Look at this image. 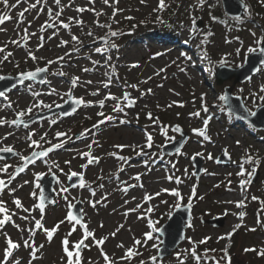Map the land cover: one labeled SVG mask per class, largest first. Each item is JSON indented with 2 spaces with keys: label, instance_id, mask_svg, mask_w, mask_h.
Segmentation results:
<instances>
[{
  "label": "rangeland",
  "instance_id": "rangeland-1",
  "mask_svg": "<svg viewBox=\"0 0 264 264\" xmlns=\"http://www.w3.org/2000/svg\"><path fill=\"white\" fill-rule=\"evenodd\" d=\"M15 2L16 0H9L10 4ZM32 2L34 0H28V3ZM244 2L249 5L251 15H245L246 22L236 26L223 16L221 0H204L202 6L198 0H165L168 6L163 12L154 11L158 6V0H144L143 3L141 0H118L114 7L122 10L115 16V20L119 23H114L109 19L112 16L113 7L103 4V0H96L94 5L97 11L103 10L104 15L99 18L91 11L77 13L76 7L89 8L93 6L88 4V0H74L71 7L65 8L61 19L67 22V17H79L85 21V26L81 28L73 24L71 33L60 29L58 35L53 36L51 40L48 39V36L55 29L40 32L41 25H44L48 20L46 8L42 13H38L35 9L25 13L24 23L18 24V13L28 7V3H21L15 9H5L4 5L0 3V14L8 13L12 17L10 21L0 26L5 29L0 31V47L7 44L5 53L12 52V56L7 61L0 63V75L17 77L19 72L34 71L37 67H45L48 60H56L77 46L74 43L58 46L61 40L70 41L73 34L83 41L79 53L73 52L63 61L48 65V73H45L44 79L50 83L25 81L6 93L7 100L0 97V117L12 120L18 111L26 109L36 100L52 104L53 108L51 110H34L31 114L32 119L59 108L55 105L64 106L65 101H69L65 93L69 92L70 80L73 76L80 77V82L77 87L71 90V95L92 101L89 106L75 105L76 111L71 115L64 116L60 111L48 115L42 120L31 123L30 129H24L22 126L19 128L8 125L0 126V137L12 133L7 136V139L0 140V146H13L21 156H30L32 151L42 150L29 147L30 141H27L25 137L30 130L37 133L33 136L35 140H39L40 135L47 132L48 135L45 139L52 143H58L60 139H64V137L56 138L57 131L69 133L72 137L63 148L49 153L46 158L37 159L34 164H30L8 186L15 188L16 191L10 193L6 188L0 197L10 211L16 212L13 217L16 224L25 229L34 227V220L29 223V221L20 219L21 216L28 214L21 209H16L12 201L14 198H19L25 207L32 208L34 204L40 203L41 199V187H35L34 174L44 173L45 177L54 175L57 178L54 186L56 192L54 203L45 206L42 222L48 229L53 228L61 221L64 223L60 224L51 241H48L42 230H37L34 237L35 242L37 246L43 244L44 248L38 253V259L33 261V264H65L62 241L72 230L74 224L66 219L70 210L68 205L69 203L75 205L79 201L82 202L83 222L87 224L89 230H94L97 239L107 237L105 243L100 246L92 245L91 238L85 241L86 244L92 246L85 248L81 253L82 264H88L89 261H92L93 264H105L100 254L101 248L116 261V264H139L140 260H144L146 264H152L149 257L158 255V251L162 247V237L157 233L154 234L158 236L156 241H149L145 247L137 246L142 255L131 261H121L120 257L124 255L126 249L132 247L134 239L143 240V234L150 230L145 219H137L139 211L131 212L127 216L124 213L128 209L135 208L138 202L145 208L155 206L154 211L149 214V218L157 222L155 225L157 228H161L170 218L168 213L171 212L172 215L175 210L171 208L175 199L168 193H162L145 203L143 200L145 193L155 194L163 188L169 190L177 188L184 197L183 203L186 204L193 187H195L196 196L192 202L191 227L188 226L186 237H191L195 242L210 237L206 243L195 245L197 253L203 256L199 263L215 264L213 262L220 260L223 256L222 250L227 248L230 253L228 255L230 264H264V256L257 254L259 250L264 249V213L260 216L261 223L257 224V213L264 207L260 203L264 201V131L254 130V133H251L250 126L252 125L244 120L235 121L233 124L226 123L223 101L219 100L221 95H225V88L232 86L233 94L242 97L245 106L249 110L255 111L264 105V101L259 99V96L264 95L260 92V87L264 85V70L246 83L234 84L232 79L225 81L222 85L217 84V70L220 67L218 62L221 58L227 57L228 66L238 67L244 64L246 57L250 54L247 52L248 47L255 46L254 41L264 36V24L259 22L255 12V3L259 2L263 9L264 3H261L260 0H244ZM61 3L68 4V0H61ZM48 6L57 10L52 0H48ZM174 9L176 11L170 19L165 20V23L157 22V16L162 19L164 15L173 12ZM129 16L133 19H125ZM213 16L219 19L213 20ZM97 19L101 24H111L112 30L124 33V35L114 38L108 37L109 42L114 41L118 48L110 49L103 54L95 52L96 47H104V42L100 40V37H104L109 32L107 28L96 26ZM29 21L31 22L30 27ZM141 21L144 23H140ZM132 25H136V27L133 29ZM26 27L30 33H36V36H32V40L27 43V48L11 44V40H20L23 43L22 37ZM89 30L93 32V36L86 35ZM253 32L256 33V36L252 35ZM40 36L44 37L43 47L37 51V46L41 43ZM237 48L241 49L239 56L235 55ZM29 49L38 57L37 61L31 60L27 56L26 53ZM16 51L18 54L14 55L13 53ZM205 52H207V59L204 57ZM5 53H0V59H3ZM156 53L162 55L157 56ZM181 53L186 54L190 59L186 60ZM229 53L231 55H227ZM89 56L92 60L100 61V63L94 66L87 58ZM108 56H111L110 62L107 60ZM133 64H137L138 67H132ZM112 66L115 67V71ZM182 67L186 69L185 72L180 71ZM84 68L91 70L84 72ZM161 68H165L166 71L159 76L155 75ZM57 71H64L67 75L61 77L49 74ZM105 73H108V76H105ZM150 76L152 79L147 80ZM109 77H111V84L105 88L101 82L107 81ZM163 77L167 78L163 79ZM88 80L93 83H85ZM146 80L147 83H143ZM29 84L32 91L41 93H48L51 88H56L59 95L55 93L42 94L40 97L34 98L29 91ZM131 84H137L138 88L132 89L129 87ZM161 84L163 86L158 87ZM149 88L152 89L151 94L141 95L142 92L147 93ZM97 89H99V94L91 95ZM241 89H243L242 92ZM125 92L136 100L133 107L125 108L126 117L123 113H113L112 108L116 102L105 99L109 93L116 97H122ZM253 93L256 95L253 96ZM202 96L204 97L203 101L201 100ZM99 100H105L103 108L97 103ZM173 101L176 103L171 108L165 107ZM9 103L12 107H7ZM202 103H206L209 109L208 113L201 111ZM101 111L105 115H115L118 119L105 122L97 129H93L92 126L103 119L97 115ZM195 111H201V116L190 115ZM149 112L152 113L153 118H159V125L153 124L152 120L148 119ZM207 117H211L207 129L210 139L204 140L203 137L194 134L192 129L202 128L203 119ZM24 119L28 120L29 118L26 116ZM53 119L57 121L55 124L50 122ZM119 119H126L130 122L120 124ZM164 125L169 126L168 136L174 137L171 141H168L160 132V127ZM176 125H179L182 132L186 133V141L179 152L165 155L162 149L181 137L180 134L172 131V127ZM86 129L90 131L81 136L80 134ZM147 134L153 136V147L144 148L142 155H137L139 149L134 151L128 147L123 150L114 148V145L143 146L146 143ZM94 140L98 141V144H93L91 152L94 157H99V161L88 165L87 168H81L82 164L87 163L88 157H81L78 153L89 151L87 145L93 143ZM41 144L43 148L50 147L43 141ZM224 149H227L228 155L224 154ZM111 152L130 159L127 164H124L116 157L108 155ZM196 153L202 155L197 156ZM209 154L213 159H208ZM247 155L259 159L260 163L259 165L246 163L245 176H238L239 165ZM7 156L10 158L0 159V167L5 164L11 165L8 172H0V179L5 182L16 168L25 163L20 156L9 153ZM225 156H227V161L219 163V158ZM199 157L202 158L203 166L201 174L197 176L194 161ZM146 160L149 161L147 167L144 163ZM53 161L59 164L60 169H63L62 172L53 166ZM65 161H70V164H66ZM121 167H123V171H119ZM253 167L256 168V171L251 177V183L247 185L245 193L241 188L240 181L248 178L247 172L251 171ZM50 168L51 172H49ZM69 170L77 173L83 172V179L95 190V196H92L88 188H81L79 185L70 187V180L66 175ZM137 174H143L140 181L133 179ZM168 176L179 177L182 183L177 184L175 179L169 181ZM98 177H102V179H98ZM77 178L80 177L77 176ZM25 181L28 183L25 184ZM122 181L137 186L125 193L119 190L125 186L121 184ZM228 181L231 183L229 184ZM141 183L143 187L138 186ZM100 184L104 185L103 189L99 187ZM21 185L23 186L21 187ZM61 188H67L68 191L62 192ZM33 192L36 193L35 196L32 195ZM105 193H107V200L93 208L89 201L101 200ZM245 195L247 196L246 206L237 208L235 202L244 199ZM65 196L68 197L67 200L64 199ZM252 196L259 199L253 201ZM199 197H203V199H199ZM161 200H166L168 203L162 204ZM241 211L246 213L242 220L238 215ZM40 215L39 209L31 212V217L36 219H39ZM0 218H3V214H0ZM213 218L223 219V225L216 227L203 222V220ZM120 225L123 227L116 232ZM238 225L239 227H237ZM75 227L76 231L68 237L70 245L80 240L83 235L80 225L77 224ZM252 228L256 230L251 231ZM0 232H7L15 242L22 243V240L28 237L27 231L20 232L11 222L7 223ZM113 232H116L115 236L111 235ZM229 234H231L230 237ZM220 237L224 238L220 239ZM154 242L159 245V249L152 247ZM120 244H123L124 247H118ZM5 247V237L0 234V260L3 259ZM192 247L193 245L185 239L171 255L158 260L157 264H180L176 257L178 252L183 254L181 259L184 260V264H197L190 254ZM213 249L216 250L219 258L208 256L207 259V252H212ZM245 249H256V251L246 252ZM30 251L23 246L14 250L9 264H13L15 259H19L21 264H28ZM220 264H229V262L220 260Z\"/></svg>",
  "mask_w": 264,
  "mask_h": 264
},
{
  "label": "snow or ice",
  "instance_id": "snow-or-ice-1",
  "mask_svg": "<svg viewBox=\"0 0 264 264\" xmlns=\"http://www.w3.org/2000/svg\"><path fill=\"white\" fill-rule=\"evenodd\" d=\"M74 0H68V4H62L61 0H52L54 7L52 6H48V0H34V2L32 3H28V0H16V2L14 4H10L9 0H0V3H2L5 7V9H15L17 8L21 3H28V7L24 8L23 11L18 13V17H17V23L18 24H22L24 23V18H25V13L30 12L32 10H37L38 13H42L45 11V8L47 9V16H48V20L45 21L44 25H41L40 27V32L43 33L48 29H55V31L52 32V34L50 36H48V39L51 40L53 38V36L58 35V32L60 29H64L67 30L69 33H71V28L73 26V24H75L78 27L83 28L85 26V21L83 19H80L79 17L77 18H73V17H67V22H65V20L61 19V15L64 12L65 8H69L72 6ZM144 0H141V3H143ZM261 3H264V0H260ZM96 3V0H88V4L92 5L93 7H76L75 11L77 13H84L86 11H91L94 13V15L99 18L101 15H104L103 10H99L97 11L94 7ZM118 3V0H103V4L108 5L110 7H113V12H112V16L109 18L111 19L114 23H119V21L115 20V16L117 14V12L122 11L121 9H118L116 7H114L115 4ZM198 3L202 6L204 3V0H198ZM240 4L243 7L244 13L247 16L251 15V11H250V7L248 4L244 3V0H240ZM167 4L165 3V0H158V6L156 9H154L155 12H163L166 8H167ZM12 19V17L8 14V13H4V14H0V26L4 25L7 21H10ZM125 19L131 20L133 19V17H125ZM213 20H216L217 18L215 16L212 17ZM236 21H241V17L237 16L234 18ZM157 22L158 23H165V21L163 19H161L159 16H157ZM29 27L31 26V22L29 21ZM140 23H144V21H141ZM95 24L97 27L100 28H107L109 29V32L106 33V35L104 37H100V40L104 42V47H96L95 48V52L96 53H107L110 49H116L118 48V46L116 45V43L114 41L109 42L108 37H117L120 35H124L123 32L120 31H116V30H112V25L111 24H101L99 22V19H97L95 21ZM136 27V25H132V28L134 29ZM5 29L0 28V31H4ZM19 35V33H18ZM86 35L88 36H93V32L91 30H89ZM253 36H256V33L253 32L252 33ZM32 36H36L35 32H29L28 28L26 27L24 29V34L22 37L23 43H21L20 40H11L10 43L13 45H16L17 47H25L27 48V41L28 39H30ZM39 40L41 41L40 44H38L37 46V51L39 50V48L43 47V40L44 37L40 36ZM69 43H74L75 45H77L76 47L72 48L69 52H65L64 56L58 57L56 60H48L47 64L45 67L41 68V67H37L34 71H27V72H19L18 73V82L23 84L25 81H36L38 77L41 76L42 73H48V65H52L54 63H59L60 61H63L65 59V57L70 56L71 53L75 52V53H79L81 50V47L83 45V41L77 36V35H71V40H61L60 44L58 46H65L68 45ZM254 45L255 46H250L247 49L248 53H259L261 56H264V36H261L259 38H257L254 41ZM7 48V44H5L3 47H0V53H5V49ZM241 52L240 48H237L235 51V55L239 56ZM27 56L33 60V61H37L38 57L35 55V53L32 50H27ZM157 56L162 55L161 53H156ZM182 56L185 57L186 60L190 59L189 57L186 56V54L181 53ZM227 55H231L230 53ZM12 56V52L8 51L4 54L3 59H0V63H3L4 61H7L9 59V57ZM204 57L207 59V52L204 53ZM91 63L95 66L97 64L100 63V61H96V60H92L91 56L87 57ZM108 62L111 61V56L107 57ZM211 63V61H209ZM173 63H175V61H173ZM220 67H225L228 66L229 61L227 60V57H223L221 58V60L218 62ZM17 67H19V65H17ZM132 67H138L137 64H133ZM113 71H115V67L112 66ZM91 69L89 68H84L83 71L84 72H88ZM264 70V61H261V68L256 69L257 72H260ZM166 69L165 68H161L159 70H157V72L155 73V75L159 76L161 73L165 72ZM180 71L185 72L186 69L185 68H181ZM211 71V69H210ZM50 75H56V76H66L67 73H65L64 71H57L55 73H49ZM105 76H108V73H105ZM167 77H163V79H166ZM5 79H11V77H6L4 75H0V80H5ZM152 77H148L147 80H151ZM251 79V78H249ZM146 81H143V83H147ZM40 83H50L49 81H47L46 79H40L39 81ZM80 82V77L78 76H73L70 80V88H69V92L65 93V95L68 96L69 100L71 101V111H65L64 113H62V115L67 116V115H71L72 113H74L76 111V108L74 107L75 105H80V106H89L92 104V101H87L85 100L83 97H74L71 95V90L75 87L78 86ZM85 83L87 84H92L93 82L91 80L86 81ZM103 84V86L105 88H107L110 84H111V77H109L107 79V81H102L101 82ZM163 85H158V87H162ZM13 87H15V84L13 85ZM129 87H131L132 89H137L138 85L137 84H131L129 85ZM29 91L31 92V95L35 98V97H40L42 94H47V95H51L53 93L59 95V93L57 92L56 88H51L50 91L48 93H41V92H37V91H32L31 85H28ZM170 91H172L170 89ZM243 91V89H241V92ZM260 92L264 93V85H262L260 87ZM152 93V89H147V93H141V95H145V94H151ZM99 94V89H97L96 91H93L91 93V95L96 96ZM253 96H255L256 94L253 93ZM0 97L4 98V99H8L6 92L4 91H0ZM105 99H111L113 101H115L116 103L114 104L113 108H112V112L113 113H123L124 116H127V112L125 111V108H130L133 107L136 103V100L134 98H132L130 96L129 93L125 92L123 94L122 97H116L114 95H112L111 93L108 94V96L105 97ZM229 99L228 95H221L219 97L220 101H224L227 102ZM259 99L264 101V95L259 96ZM201 100H204V97H201ZM65 103H68V101H65ZM99 104V106L101 108L104 107L105 104V100H99L97 102ZM176 102L173 101L170 104H167L165 107L166 108H171L173 106V104H175ZM56 107H61V105H55ZM181 107L183 106L182 104L180 105ZM7 107H12L11 103H9L7 105ZM157 107H160V105H157ZM53 108L52 104H46L44 103L43 100H36L33 104H31L29 107H27L26 109L20 110L16 113L15 118L12 120H6L2 117H0V126H4V125H8V126H15L17 128L19 127H23L24 129H30V125L31 123L35 122L32 120V116L31 114L33 113L34 110H42V109H49L51 110ZM223 110V109H221ZM201 111H203L204 113H208L209 109L206 105V103H202L201 105ZM201 111H195L190 113L191 116L193 117H200L201 116ZM245 111L247 112V116H251V117H255L257 115L256 111H252V110H248L247 108H245ZM232 110L231 108H229V115H232ZM98 116L103 117V119L99 120L96 124H94L92 127L93 129H97L100 125L104 124L105 122H111V121H116L118 119L117 116L115 115H105V113L103 111L98 112L97 113ZM148 119L152 120L153 124H157L159 125V118H153L152 117V113L149 112L148 114ZM28 117V120H25V117ZM241 119H246L247 117L245 116H241ZM211 117H207L203 119V127L202 128H194L192 129L193 133L203 137L204 140H209L210 137L207 135V129H208V124L210 121ZM52 124H55L57 121L55 119L50 121ZM130 121L126 120V119H119V123L120 124H127ZM168 127L167 125H164L162 127H160V132L167 138L168 141H171L172 139H174V137L168 136ZM88 131L90 130H85V132H82L80 135L83 136L85 135ZM172 131L176 132V133H182V128L179 125L173 126L172 127ZM37 133L34 130H30L27 132V135L25 137V139L27 141H30L29 143V147H36V148H41L42 150L40 151H32L30 156H21L20 153L16 152L13 148V146H0V153H9L12 154L14 156H20V158L25 162L24 166L18 167L15 169V171L13 173H11L8 177L7 182H5V180L0 179V197H2L4 190L7 188L9 190L10 193H14L16 191L15 188H9L8 186L12 183L13 180H15L16 176L19 175L20 173L24 172L25 167H27L28 164H34L35 161L37 159H43L48 157L49 153L63 148L65 143H67L68 141H70L72 139V137L69 135V133L66 132H61V131H57L55 133V136L57 139L64 137V139H60L58 143H52L50 140H46V136L48 135L47 132L43 133L42 135H40L39 140H35L33 139V136H35ZM8 135H12V133H8L6 134L4 137H0V140L3 139H7ZM41 141H43L44 143H47L50 145V147L47 148H43V145L41 144ZM93 144H98V141H93V143L88 144L87 148L89 149V151L87 152H81L78 153V155H80L81 157H88L87 163L82 164L81 168H87L88 165L93 164V163H97L99 161V157H94L92 155L91 149L93 147ZM237 144H239V141H237ZM128 147V148H132L134 151L136 149H139V151H137V155H142L144 154V148H152L153 147V136L151 134H147L146 135V143L141 146V145H114V148L123 150V148ZM224 154L228 155V151L227 149H224ZM108 155L116 157L118 160L122 161L124 164H127L129 161V157H125L122 155H118L116 152H111ZM155 155V154H153ZM197 156L202 155L201 153H196ZM0 159H3V157H0ZM208 159H213L212 155L209 154ZM229 159H231V157H229ZM46 162V161H45ZM66 164H70V161H65ZM145 166L147 167V165L149 164V161L146 160L145 162ZM246 163H253L255 165H259L260 160L259 159H254L253 156L251 155H247L246 159H242V162L240 163V171L237 173L238 176H245V164ZM53 166L57 169H59L61 172L63 171V169H60V166L58 163H56L55 161H53ZM9 167H11V165L5 164L3 167H0V172H8ZM173 167H175V165H173ZM119 171H123V167H121L119 169ZM256 168L253 167L251 171L247 172V179H242L240 181V185L242 190L246 193L247 192V185H249L251 183V177L253 176V174L255 173ZM49 172H51V168L49 169ZM44 173H35V187L36 188H40V181L41 179L44 177ZM66 175L68 176V179L71 180L73 177H80V184L79 186L81 188H88L89 191L91 192L92 196H95V190L92 189L90 187V185L83 179V172L81 173H77L75 171H71L69 170V173H66ZM143 174H137L135 177H133V179H135L136 181H140L141 180V176ZM229 175H231V173H229ZM118 178V177H117ZM98 179H102V177H98ZM167 179L169 181H172L173 179H175V182L177 184L182 183V180L179 177H173V176H168ZM25 184L28 183V181L24 182ZM228 183L230 184L231 181H228ZM121 184L125 185L124 187H121L119 190L123 191V192H127L129 189L136 187L137 185L135 184H127V182H121ZM23 185H21L22 187ZM139 187H143V184H139ZM218 186V185H217ZM99 187L101 189L104 188L103 184H100ZM62 192H67L68 189L67 188H61ZM162 193H168L170 196H172L175 199V203L171 205V208L173 209H180V208H185V209H191L192 207V202H193V198L196 196V191H195V187L192 188L191 194L188 196L187 200L188 202L185 204L183 203L184 197L182 196L181 192L179 189L177 188H173L171 190L167 189V188H163L160 191L156 192L155 194H148L145 193V196L143 197V200L145 203H147L148 201L153 200L155 197L160 196ZM33 196L36 195L35 192L32 193ZM40 197H41V202L38 204H34L32 206V208H28L25 207L21 200L19 198H14L12 203L15 205L16 209H21L24 213H27L28 215L25 216H21L20 219L21 220H25V221H29V223H31L32 220H34V227H30V228H22L19 224H16L15 221L13 220V217L16 215V212L10 211L8 209V207L6 206L5 202L0 199V214H3V218H0V230L4 229V226L11 222L13 224L14 227H16L20 232H24L27 231L28 232V237L22 240L21 242H15L11 239L10 236H8L7 232H0V234H2L5 237V242H6V247L4 249L3 252V259L0 260V264H9L10 258L13 257L14 254V250H18L21 246H23L26 249H30V259L28 261V264H33V261H35L36 259H38V253L41 252V250L44 248L43 244H40L39 246H37L34 237L37 234V230H42L45 234L46 237L48 239V241H51L53 238L54 233L57 232L60 224L64 223V221H61L59 224H57L56 226H54L51 229H48L44 226V223L42 222L44 220V211H45V205H44V196H43V191L41 190L40 192ZM65 200L68 199L67 196L64 197ZM134 199V198H133ZM199 199H203V197H199ZM247 199V196H244V199L235 202L236 207L237 208H244L245 205V200ZM251 199L253 201L258 200L259 198L256 196H252ZM107 200V193H105V195L101 198V200H97V201H89V203L91 204V206L93 208H95L98 204L103 203L104 201ZM54 203V201H53ZM125 203H127V201H125ZM160 203L162 204H167L168 201L166 200H161ZM229 203H232V201H229ZM262 204V206H264V201L260 202ZM69 207V212L68 215L66 217V219L69 222H74L72 230L65 236V238L62 241V251L64 253V260H65V264H82V256L81 253L83 252V250L85 248H90L92 245L95 246H100L103 245L105 243V240L107 239V237H103L100 239H97L95 236V232L94 230H89L88 226L86 223L83 222V218L82 215H77L74 214L71 209L75 207L74 204L69 203L68 205ZM155 206H151V207H143V205H141L139 202L137 203L135 208L132 209H128L124 215L127 216L129 213L131 212H138L139 211V215L137 216V219H145L147 221V227L150 229L149 231L145 232L143 234V240L141 239H134V244L132 245V247H129L128 249L125 250L124 255L122 257H120L121 261H131L136 257H139L140 255H142V253L138 250V247H145L148 245L149 241H156L158 239V236H155V233L161 232L162 229L157 228L156 225V221L152 220L149 218V214H151L154 211ZM35 209H39L41 215L39 219H36L35 217H31V212ZM80 212L82 213L83 210L81 209ZM264 213V207H262L258 213H257V224L261 223L260 220V216L261 214ZM168 215L171 217V212L168 213ZM239 218L242 220L244 218V216L246 215L245 212L241 211L239 212ZM31 217V219H30ZM80 225L82 231H83V235L82 238L78 241H76L75 243L70 245V241L68 239L69 236L72 235V232L76 231V227L75 225ZM189 227H191V223L189 222ZM101 227H103V224H101ZM123 225H120L116 232H118L120 230V228H122ZM239 227V225L237 226ZM251 231H255V228L250 229ZM116 232H113L111 235L115 236ZM231 234H229L230 237ZM89 238H91L92 240V245L86 244L85 241L89 240ZM224 237H220V239H223ZM183 239H187L189 241L190 244L193 245V247L190 249V254L192 255V257L197 261V264H199L200 260H201V256L197 253L196 251V247L195 245L197 243L199 244H204L207 242L208 239H210V237H205L204 239L200 240L199 242H195L192 241L191 237H183ZM118 247L123 248V244L118 245ZM153 248H157L159 249V245L157 243H153L152 244ZM212 251H216L215 249H213ZM245 251H256V249H245ZM205 252H207V250H205ZM223 252V256L220 258V260H225L228 261L230 264V260H229V256H228V250L227 248L222 250ZM100 254L103 257L105 264H116V261L114 259H112L106 252H104L103 248L100 249ZM258 255L260 256H264V249H261L257 252ZM183 254L178 252L176 254L177 259L180 261V264H184V260L181 259V256ZM149 259L152 261V264H157L158 260L161 259V257L158 255H152L149 257ZM215 259V258H213ZM220 260L216 261V264H220ZM13 264H21V261L19 259H15ZM88 264H93L92 261H89ZM139 264H146V262L144 260H140Z\"/></svg>",
  "mask_w": 264,
  "mask_h": 264
},
{
  "label": "water",
  "instance_id": "water-1",
  "mask_svg": "<svg viewBox=\"0 0 264 264\" xmlns=\"http://www.w3.org/2000/svg\"><path fill=\"white\" fill-rule=\"evenodd\" d=\"M223 7L226 14L229 17L235 18L237 16L243 17L245 15L243 7L240 4V0H223ZM261 61H264V56H261L259 53H251L247 58L243 65L239 67H219L217 70V84L222 85L225 81L234 80V84L237 83H246L250 81L253 77L257 76L260 72H257L256 69L261 68ZM11 77V79L0 80V91L9 92L13 85L21 84L18 82V76H6ZM45 73H42L40 77L37 78L36 82H39L40 79H44ZM251 78V79H249ZM225 95H228L229 99L227 102H224L227 109L231 108L232 113L235 117L240 118L241 116L247 117L246 119H241L249 122L256 130L264 131V105L259 107L256 110L257 115L255 117L247 116V112L245 111V104L243 99L239 96H235L233 94V87L229 86L225 88ZM76 108V106H74ZM71 111V101L69 100L64 106H61L55 110L49 111L46 114L39 115L36 118L32 119L33 121H39L43 118L51 115L53 113H57L58 111L64 113L65 111ZM181 138L176 140L175 142L166 145L162 152L163 154H175L180 151L186 141V133L182 132ZM1 156L9 159L10 156H7L6 153H2ZM224 159V160H223ZM227 161V156L219 158V163H224ZM196 173L199 176L202 172V158H197L195 161ZM30 164L27 165V167ZM24 166V165H23ZM25 167V169L27 168ZM57 178L52 175L49 177H43L41 179V189L43 191L44 196V205L50 204L55 198V182ZM80 184V178L74 177L70 180V186L74 187ZM82 208V202H78L75 204L73 209V213L77 215H82L80 212ZM192 219V207L191 209L180 208L176 209L171 215L168 222H166L162 227V231L157 234L163 238L162 247L159 250V256L161 259L171 255L178 246L185 241L183 237H186V229L188 228L189 222L191 223ZM203 222L207 223L211 226L221 227L223 225V219L221 218H213L208 220H203Z\"/></svg>",
  "mask_w": 264,
  "mask_h": 264
},
{
  "label": "trees",
  "instance_id": "trees-1",
  "mask_svg": "<svg viewBox=\"0 0 264 264\" xmlns=\"http://www.w3.org/2000/svg\"><path fill=\"white\" fill-rule=\"evenodd\" d=\"M255 3V2H254ZM214 9V7H213ZM176 11V9H174L173 12H169L167 13L166 15L163 16V19H170L172 14ZM255 12H256V17L259 18V22L264 24V9L262 8L261 4L259 2H256L255 3ZM224 16V15H223ZM218 18V17H217ZM219 19V18H218ZM226 20L230 23H232L233 25H236V26H240L239 23H245V22H242V21H232L228 18H226ZM223 105V104H222ZM224 106V105H223ZM224 113L226 114L225 116V120H226V123H230V124H233L235 121H239L237 118H235L234 116L232 115H229V112L227 111V109L224 107ZM251 133H254V130L251 128ZM230 253H228L229 255ZM208 256L210 257H217L219 258V255L216 253V251H212V252H207V259L209 258ZM201 257L203 258V256L201 255ZM210 263V261H208ZM212 262V261H211ZM215 262V261H214ZM213 262V263H214ZM201 264V263H199ZM216 264V262H215Z\"/></svg>",
  "mask_w": 264,
  "mask_h": 264
},
{
  "label": "bare ground",
  "instance_id": "bare-ground-1",
  "mask_svg": "<svg viewBox=\"0 0 264 264\" xmlns=\"http://www.w3.org/2000/svg\"><path fill=\"white\" fill-rule=\"evenodd\" d=\"M30 40H32V37H31L30 39H28L27 43H29ZM13 54H14V55H17L18 53H17V51H16V52H14Z\"/></svg>",
  "mask_w": 264,
  "mask_h": 264
}]
</instances>
